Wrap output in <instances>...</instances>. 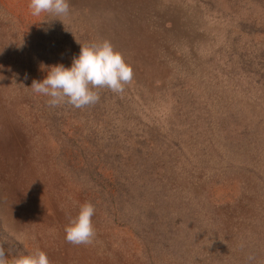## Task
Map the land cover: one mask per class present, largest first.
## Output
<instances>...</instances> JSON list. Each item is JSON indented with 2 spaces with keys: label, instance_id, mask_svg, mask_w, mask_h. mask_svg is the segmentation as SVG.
<instances>
[{
  "label": "rangeland",
  "instance_id": "obj_1",
  "mask_svg": "<svg viewBox=\"0 0 264 264\" xmlns=\"http://www.w3.org/2000/svg\"><path fill=\"white\" fill-rule=\"evenodd\" d=\"M28 2L0 0L6 258L264 264V0H69L61 18ZM103 40L133 69L122 95L76 109L32 91ZM86 202L97 235L73 246Z\"/></svg>",
  "mask_w": 264,
  "mask_h": 264
},
{
  "label": "clouds",
  "instance_id": "obj_2",
  "mask_svg": "<svg viewBox=\"0 0 264 264\" xmlns=\"http://www.w3.org/2000/svg\"><path fill=\"white\" fill-rule=\"evenodd\" d=\"M29 13L34 17L47 14L61 18L70 15L69 0H29ZM134 80L132 67L123 55L116 51L108 40L81 46L78 57H74L70 68L58 64L48 69L42 81H33L34 93L48 97L49 107L68 105L76 109L94 106L100 100V90L122 95ZM96 209L92 203L80 206L77 215L66 225L65 241L73 246L92 245L96 238L93 216ZM21 239V237H17ZM8 251V250H7ZM249 264L255 260L247 257ZM0 264H51L48 255L36 248L30 254L6 258V250L0 244Z\"/></svg>",
  "mask_w": 264,
  "mask_h": 264
}]
</instances>
